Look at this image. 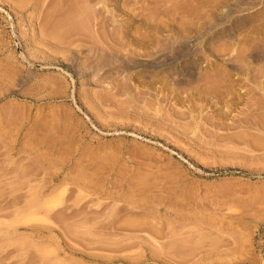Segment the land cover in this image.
Returning <instances> with one entry per match:
<instances>
[{
  "label": "rangeland",
  "instance_id": "374dc122",
  "mask_svg": "<svg viewBox=\"0 0 264 264\" xmlns=\"http://www.w3.org/2000/svg\"><path fill=\"white\" fill-rule=\"evenodd\" d=\"M0 264H264V0H0Z\"/></svg>",
  "mask_w": 264,
  "mask_h": 264
}]
</instances>
